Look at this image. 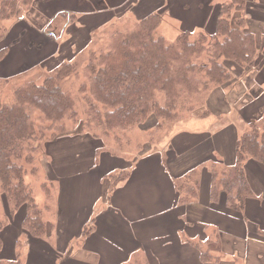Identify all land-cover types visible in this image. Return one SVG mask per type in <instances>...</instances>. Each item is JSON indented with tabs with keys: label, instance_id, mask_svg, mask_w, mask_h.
Masks as SVG:
<instances>
[{
	"label": "trees",
	"instance_id": "16d2710c",
	"mask_svg": "<svg viewBox=\"0 0 264 264\" xmlns=\"http://www.w3.org/2000/svg\"><path fill=\"white\" fill-rule=\"evenodd\" d=\"M39 1L0 0V40L7 33L6 22L15 20L23 12L33 11ZM251 3L252 0H227L220 6L213 33L207 34L197 27L196 33L185 30L173 41L159 32L163 22L161 14L121 17L107 26H112V31L106 29L103 37L91 40L83 74L80 63L64 61L41 84L28 81L15 89L11 101L0 100V191L7 198L9 216L17 215L23 206L27 210L22 221L27 238L16 241L14 259L4 258L2 253L1 232L8 221L0 222V264H25L30 238H46L54 229V224L45 218L53 210V196L46 188L47 183L43 184L47 202L42 206L26 177L40 146L37 140H46L52 134L49 140L52 142L68 134L69 122L78 124L82 120L77 109L79 97L67 89L65 82L72 78L84 79L79 96L87 118L75 133L100 140L113 138L122 150L130 143L129 133L146 124L152 116L158 121L151 135L199 108H207L202 113L207 117L211 114L210 93L238 84L242 75H239L240 68L246 72L258 59L261 40L249 28L252 23L247 8ZM9 53V47L1 48L0 60ZM225 60H229L227 65ZM236 154L232 166L213 162L211 200L218 202L225 192L228 207L245 212L247 201L255 197L245 162L251 159L264 166V115L248 123L237 142ZM101 155L96 154V159ZM99 162L96 160L95 165ZM37 172L34 167L32 174ZM129 175L130 171L124 170L118 176L111 172L105 177L117 182ZM199 183L196 170L177 181L181 203L195 201ZM221 243L216 235L194 245L203 263H208L221 259L218 253Z\"/></svg>",
	"mask_w": 264,
	"mask_h": 264
},
{
	"label": "crops",
	"instance_id": "0c3cea01",
	"mask_svg": "<svg viewBox=\"0 0 264 264\" xmlns=\"http://www.w3.org/2000/svg\"><path fill=\"white\" fill-rule=\"evenodd\" d=\"M111 1L108 5L100 1L103 7L95 12L90 10L92 7L79 11L95 18L104 14H112L113 19L126 17L122 15L132 1ZM168 1L171 15L181 12L178 17L182 32L197 27L207 34L215 31L223 2ZM255 1L247 8L248 15L251 23L263 27L264 16H258L264 15V8ZM89 27L98 29V24L90 23ZM262 54L259 60L263 59ZM239 72L241 75L242 70ZM252 72L253 69L241 75L238 84L210 93L211 114L207 117L213 119L202 118V125L193 121L204 128L177 131L171 144L141 147L132 159L126 152L116 155L113 149L106 151L107 156L95 165L97 150L89 151L91 136L75 132L63 135L59 152H53L60 174L54 229L49 235L54 240L45 241L60 256L56 264H264V166L251 159L245 162L255 192V197L247 201L245 212L229 208L225 192L218 202L211 200L213 162L234 165L237 142L245 126L264 115V68L249 74ZM254 75L257 76L253 83L247 81ZM255 89L261 91L255 94ZM124 170L130 171L125 180L114 183L105 177L109 171ZM192 170L200 176L198 195L195 201L183 204L176 183ZM70 175L77 176L70 179ZM86 229L89 235L83 239ZM216 235L222 241V248H218L221 259L203 263L194 244ZM34 239L29 240L25 259L26 252L30 257L42 253ZM11 249L9 259H14L15 245Z\"/></svg>",
	"mask_w": 264,
	"mask_h": 264
},
{
	"label": "rangeland",
	"instance_id": "374dc122",
	"mask_svg": "<svg viewBox=\"0 0 264 264\" xmlns=\"http://www.w3.org/2000/svg\"><path fill=\"white\" fill-rule=\"evenodd\" d=\"M95 1H98L97 4H95ZM100 1L107 5L112 4L113 2L111 0H40L39 6H35L33 11L29 13L23 12L21 16L17 17L15 20L6 22L7 33L5 37L0 40V49L9 47L10 53L4 59L0 60V100L5 99L6 101H11L15 89L19 85L28 81L34 80L36 83L41 84L46 75L52 73L55 67L64 61L80 63V73L83 74V67L88 63L87 47L90 45V42H92L97 37H103V32L106 29L112 31L114 28H112V26H107L119 19H113L112 14H104L102 18H95V16L92 14H83L82 11H79L83 9H90L92 7L90 10L95 12L96 9L103 7L99 3ZM131 1L132 3L130 4V8L128 7L126 13H124L122 16L127 15L145 18L146 16L153 13L161 14L164 21L159 28V32L168 41L175 40V38L182 32V21L178 17L181 12H178L176 15H171V9L168 0ZM218 1L225 2L227 0ZM255 2L264 8V0H256ZM65 9H71L72 11L67 12L68 14H66L64 12ZM124 10H126V8H124ZM183 10L185 12L186 8H183ZM74 12L75 14H72ZM262 16L264 15L258 17ZM90 23H97L98 29H96V27H89ZM249 28L255 32V34L261 40L259 41V48H261L260 52L263 53L262 55L264 56V36L262 35L264 33V26L258 27V24L254 22ZM196 31L198 30L194 29L192 32L196 33ZM77 54L79 55L77 56ZM263 59H258L255 65L249 69H253V71L256 73L263 69ZM224 62L226 64V62H229V60H225ZM240 69L242 70V75H244L245 68ZM254 72L249 74H253ZM256 76L257 75H254L253 77L248 78L247 81H252L253 83L254 80H256ZM83 81L84 79L82 77L80 79L72 78L68 82H65L67 89L72 90L79 97L77 109L80 113V118H82L78 124L69 122L68 127L70 131L65 135H69L71 133L73 134L77 129L79 131V128L83 126L82 123L84 122V119L87 118L84 102L82 101V98H80L81 96H79V87ZM243 85L245 87L246 83H243ZM245 91L249 92V87H245ZM260 91V89H255V94L259 93ZM206 109V107H203L197 109L194 113L185 114L181 121L173 124L168 123L165 128L156 131L153 135H151L150 132L153 130L158 120L155 116H152L146 124L129 133L130 143L126 144L124 150L120 149L114 143L113 138H104L103 140H100L99 138H95L93 136L91 138V140H93L91 142L92 146L89 147V151L95 149L97 150L98 155H101V152H104L100 157L104 158L107 156L106 151H112L114 149L116 151V155L121 156V154L126 152L129 154V159H132L136 154H138L140 150L139 146L148 148L154 145L158 147L157 145L161 143L171 144L173 138L172 136L177 131L204 128L203 126L201 127L197 125H202L201 121L204 120L202 119L204 118L202 113ZM207 118L210 120L213 119V117ZM207 118L205 119L207 120ZM193 121H198V124H193ZM247 127L248 125L245 126L244 129L247 130ZM47 134L50 135L49 132ZM62 137L63 135L58 139L49 142V140L52 138L51 134V136H49L46 140H37L40 146L36 153L35 162L28 166L29 175L26 177V182L32 185L37 201L42 206H44L45 202H47L46 193L43 188V184L47 183L48 187L46 186V188L52 193L53 196V201L51 202L53 210L50 213L45 214V218L48 220V222H50V224H53L52 221H55V204L58 194L57 186L60 182V174L57 172L56 166L54 164L55 157L53 152L55 151L56 154L59 152L60 143L62 141L60 139ZM172 152L177 154L176 150L174 149H172ZM95 158L93 160V164H95L96 160L97 162L101 160L100 158ZM58 163L60 162H57V164ZM93 164L91 166H93ZM112 165L113 167L116 166L115 163H112ZM200 166L202 165H197L196 167ZM34 167L38 169L36 174H32ZM206 170L210 173L209 167H206ZM114 173L118 176L121 174V171H115ZM77 175H70L69 177L70 179H75ZM26 211V206H23L17 215L14 217L9 216L7 198L5 194L1 193L0 191V222L8 221V224L1 232L4 239V250L2 253L6 259H9L10 255H12L11 246L16 244V240H26L25 238H27V234H25V231L22 228V221L26 216ZM88 235L89 232L88 229H86L82 234V238L85 239ZM52 240H54V238H50L49 236L46 238H35L34 241L38 246L41 247L40 251L42 253L41 255H37L35 253L33 257H30V254H27L26 252V264H28V262L30 264H56L60 260V256L53 252L52 246L45 243V241L50 242ZM80 241H82V239H80Z\"/></svg>",
	"mask_w": 264,
	"mask_h": 264
}]
</instances>
